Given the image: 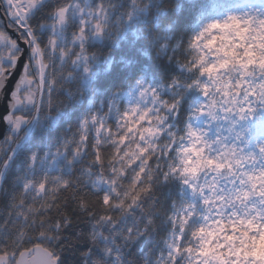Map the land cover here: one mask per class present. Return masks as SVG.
<instances>
[{"label": "snow or ice", "instance_id": "obj_1", "mask_svg": "<svg viewBox=\"0 0 264 264\" xmlns=\"http://www.w3.org/2000/svg\"><path fill=\"white\" fill-rule=\"evenodd\" d=\"M0 99V264H264V0H0Z\"/></svg>", "mask_w": 264, "mask_h": 264}, {"label": "trees", "instance_id": "obj_2", "mask_svg": "<svg viewBox=\"0 0 264 264\" xmlns=\"http://www.w3.org/2000/svg\"><path fill=\"white\" fill-rule=\"evenodd\" d=\"M107 54V51H105V55ZM62 99V98H61ZM65 127H67V126H65ZM67 195V194H66ZM75 205H73V204H71V202H70V207H74ZM0 211H2V210H0ZM74 220H75V218H74ZM80 220L81 221H84V222H80V221H77V227L75 228V231H80L81 229H84V227H85V223H86V218L85 217H81L80 218ZM139 251V249H136V251L133 253V258L135 257V255H136V252H138ZM77 257H79V252H77L76 254H75ZM68 256H69V264H74V261H73V259H72V253H68ZM131 259V258H130Z\"/></svg>", "mask_w": 264, "mask_h": 264}, {"label": "water", "instance_id": "obj_3", "mask_svg": "<svg viewBox=\"0 0 264 264\" xmlns=\"http://www.w3.org/2000/svg\"><path fill=\"white\" fill-rule=\"evenodd\" d=\"M3 104H4V100L3 99H0V109H2ZM3 131H4V128H3L2 125H0V133H2ZM2 139H3V136L0 135V140H2Z\"/></svg>", "mask_w": 264, "mask_h": 264}]
</instances>
